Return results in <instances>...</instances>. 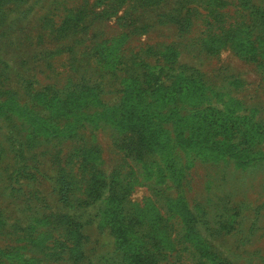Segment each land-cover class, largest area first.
Returning a JSON list of instances; mask_svg holds the SVG:
<instances>
[{"label": "rangeland", "instance_id": "obj_1", "mask_svg": "<svg viewBox=\"0 0 264 264\" xmlns=\"http://www.w3.org/2000/svg\"><path fill=\"white\" fill-rule=\"evenodd\" d=\"M0 264H264V0H0Z\"/></svg>", "mask_w": 264, "mask_h": 264}, {"label": "trees", "instance_id": "obj_2", "mask_svg": "<svg viewBox=\"0 0 264 264\" xmlns=\"http://www.w3.org/2000/svg\"><path fill=\"white\" fill-rule=\"evenodd\" d=\"M147 120H143L142 116L140 115H133V116H125L122 120L123 123V144H125L127 141L131 139H136L138 142L144 143V149L143 147L139 149V151L134 152V148L131 145V142L127 143V145L124 147V151L128 154V156L131 155H140L142 156L147 151L146 147V133L149 131V125L147 123ZM140 138V139H138ZM126 139V140H125ZM134 140V141H136ZM133 141V142H134Z\"/></svg>", "mask_w": 264, "mask_h": 264}]
</instances>
